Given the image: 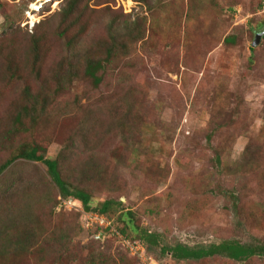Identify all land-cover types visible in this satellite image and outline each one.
Instances as JSON below:
<instances>
[{
    "label": "rangeland",
    "instance_id": "obj_1",
    "mask_svg": "<svg viewBox=\"0 0 264 264\" xmlns=\"http://www.w3.org/2000/svg\"><path fill=\"white\" fill-rule=\"evenodd\" d=\"M66 1L0 0V166L41 145L69 187L94 205L120 201L164 247L264 243V0H81L61 37ZM110 24L118 48L94 86L86 60L106 57ZM58 195L41 162L17 159L0 175V231L30 249L0 252V264H144L114 236L84 231L75 213H57ZM151 256L264 264L178 261L159 248Z\"/></svg>",
    "mask_w": 264,
    "mask_h": 264
},
{
    "label": "trees",
    "instance_id": "obj_2",
    "mask_svg": "<svg viewBox=\"0 0 264 264\" xmlns=\"http://www.w3.org/2000/svg\"><path fill=\"white\" fill-rule=\"evenodd\" d=\"M81 0H67L64 4V6L61 9V21H60V32L59 34L64 37H67L68 34L74 29L78 19H79V3ZM82 30V27H80ZM79 29V30H80ZM134 26L133 25H127L126 26V32L127 35H132ZM109 35L111 37V44L107 48L106 51V57L101 59H87L86 60V66L84 69V76L86 78H89L94 86L100 85L102 81V73L106 70V64L110 63L112 60V57H114V53L116 52L118 48L117 40L115 39L114 25H109ZM79 32V31H78ZM72 39L69 37L66 39V46L70 53H72L73 46L76 44V35L73 34ZM139 39V33L137 35ZM225 42L227 43H235V38L230 39V37L225 38ZM39 44L38 39L35 41L33 46L34 53L37 52L36 48ZM253 51L254 49L251 48ZM37 57V56H35ZM69 68L66 71V74L68 75L69 79L71 81H74L77 77V74H75L72 71V65H71V59L70 56L67 58ZM71 65V66H70ZM63 73L56 72L55 78H57V82L59 86H62V79ZM29 93V91H28ZM42 96H33V107L36 109L37 105H40L39 103L42 102L43 104L40 105L43 109L45 107L44 101L40 99ZM46 109V108H45ZM43 109L42 111H44ZM27 112V108L25 107L22 113H18L15 121L18 124L22 123V118ZM38 118V115L37 117ZM210 139V138H209ZM43 150V147L41 145H32L29 146L28 144L23 145L19 151L14 154L11 158H9L7 161H5L0 166V175L17 159H23L29 162H41L43 163L50 173L57 189L59 192V195L55 199L54 207L57 209L58 203H59V196H61L64 199H74L80 201L85 210L87 211H96L102 214H106L110 218L112 217L110 214L113 213L116 216L113 219V224L116 226L118 231L123 234L126 238L130 240H141L145 243L147 254L151 255V251L159 248V251L161 254H167L168 252L171 253V256L176 260H201L208 257H213L215 255L227 257L228 259L242 262L245 261L253 256H264V243H258V244H245L240 242L239 240H226L223 241L220 244L216 245H210L205 247H197V248H191L183 244H177L174 247H164L161 246L160 242V235L151 231H148V229H145L141 226H139L135 222V215L133 211L125 210L122 207V203L120 201L115 200H105L104 202L100 204L94 205L91 201L90 194L85 191L82 188H76V187H69L67 183L61 179L60 172L58 170V161L47 159L42 153H40ZM218 161H220V158L217 156ZM61 212H70L75 213L78 219V223L81 227L80 223V214L76 211H66V210H57V213ZM117 221V222H116ZM82 228V227H81ZM0 230H5L3 227H0ZM92 232V234H97L100 232V229H95ZM106 232V231H105ZM29 234V233H28ZM107 235H110V233L107 231ZM116 239V238H115ZM0 252L4 253L5 256L9 259L10 257L18 256L22 252L29 253L30 249L24 248L22 242L18 240L17 238L9 235L7 231H0ZM125 252L127 250L125 249ZM18 254V255H17ZM129 255V254H128ZM134 259L138 260V258L133 257ZM95 264V263H93Z\"/></svg>",
    "mask_w": 264,
    "mask_h": 264
},
{
    "label": "built area",
    "instance_id": "obj_3",
    "mask_svg": "<svg viewBox=\"0 0 264 264\" xmlns=\"http://www.w3.org/2000/svg\"><path fill=\"white\" fill-rule=\"evenodd\" d=\"M58 210L76 211L80 214L82 229L86 232L100 229V232L107 231L129 252L130 255L138 258L144 264H155L151 255L147 254L146 245L141 240H130L121 234L111 219L106 214L96 211L85 210L83 204L74 199H64L59 196Z\"/></svg>",
    "mask_w": 264,
    "mask_h": 264
},
{
    "label": "water",
    "instance_id": "obj_4",
    "mask_svg": "<svg viewBox=\"0 0 264 264\" xmlns=\"http://www.w3.org/2000/svg\"><path fill=\"white\" fill-rule=\"evenodd\" d=\"M262 34H263V33H261V32L257 33V35H256V37H255L256 41H254V42L252 43V46H255V45L257 44V42L260 40ZM105 234H106L105 232H101L99 235H101V236H105ZM99 235H97L96 237H99Z\"/></svg>",
    "mask_w": 264,
    "mask_h": 264
}]
</instances>
